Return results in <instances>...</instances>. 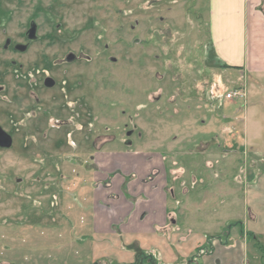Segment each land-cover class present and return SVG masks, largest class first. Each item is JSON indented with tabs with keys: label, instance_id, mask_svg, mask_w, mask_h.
Segmentation results:
<instances>
[{
	"label": "rangeland",
	"instance_id": "rangeland-1",
	"mask_svg": "<svg viewBox=\"0 0 264 264\" xmlns=\"http://www.w3.org/2000/svg\"><path fill=\"white\" fill-rule=\"evenodd\" d=\"M208 10V0H0V128L12 143L0 144V264L93 263L79 239L93 195L124 202L106 189L126 164L140 169L126 157L146 153L161 160L147 179L166 175L175 234L246 235L264 264V124L229 125L241 104L225 96L239 87L206 63Z\"/></svg>",
	"mask_w": 264,
	"mask_h": 264
},
{
	"label": "crops",
	"instance_id": "crops-1",
	"mask_svg": "<svg viewBox=\"0 0 264 264\" xmlns=\"http://www.w3.org/2000/svg\"><path fill=\"white\" fill-rule=\"evenodd\" d=\"M208 8L206 63L233 74L237 80L234 88L246 91V99L238 100L240 114L229 125L235 130H259L264 122L255 118H263L264 102L252 100L263 96L264 101V0H208ZM248 88L251 105L247 103ZM256 140L253 138L251 144ZM125 157L120 155L115 161ZM125 161L139 162L140 169L133 171L126 164V172L113 177L106 189L125 201L101 205L93 195L91 217L79 230V239L85 242L81 250L93 253L91 264H247L248 255L254 252L246 243V235L227 233L195 239L175 234L178 231L172 227L178 220L167 218L163 194L166 175L160 172L147 179L155 175L160 159L146 153L126 157ZM199 243L202 249L196 247ZM257 258L254 253L259 264Z\"/></svg>",
	"mask_w": 264,
	"mask_h": 264
},
{
	"label": "water",
	"instance_id": "water-1",
	"mask_svg": "<svg viewBox=\"0 0 264 264\" xmlns=\"http://www.w3.org/2000/svg\"><path fill=\"white\" fill-rule=\"evenodd\" d=\"M35 33H36V25L32 24L31 29L27 35L28 39L34 40ZM15 50L20 51V52H24L27 50V46L18 45L15 47ZM73 59L74 58L72 56H70L68 58L69 61H71ZM0 144L4 147H8V148L11 147V145H12L11 139L2 132L1 128H0Z\"/></svg>",
	"mask_w": 264,
	"mask_h": 264
},
{
	"label": "built area",
	"instance_id": "built-area-1",
	"mask_svg": "<svg viewBox=\"0 0 264 264\" xmlns=\"http://www.w3.org/2000/svg\"><path fill=\"white\" fill-rule=\"evenodd\" d=\"M246 93L242 89H234L225 96V100L234 102L238 100H245Z\"/></svg>",
	"mask_w": 264,
	"mask_h": 264
}]
</instances>
